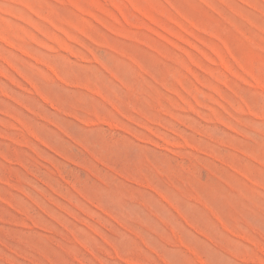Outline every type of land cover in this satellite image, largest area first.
<instances>
[{"label": "rangeland", "instance_id": "obj_1", "mask_svg": "<svg viewBox=\"0 0 264 264\" xmlns=\"http://www.w3.org/2000/svg\"><path fill=\"white\" fill-rule=\"evenodd\" d=\"M0 264H264V0H0Z\"/></svg>", "mask_w": 264, "mask_h": 264}]
</instances>
